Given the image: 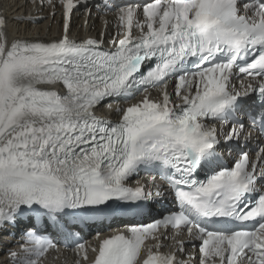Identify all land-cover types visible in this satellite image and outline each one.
<instances>
[{
    "label": "snow or ice",
    "instance_id": "snow-or-ice-1",
    "mask_svg": "<svg viewBox=\"0 0 264 264\" xmlns=\"http://www.w3.org/2000/svg\"><path fill=\"white\" fill-rule=\"evenodd\" d=\"M59 3L63 35L53 42L9 41L0 10V231L25 225L11 264H41L59 250L49 224L70 236L73 226L141 215L153 196L129 186L141 170L168 182L179 210L104 238L93 264H177L151 249L142 259L161 227L195 230L200 264H264V161L257 172L242 151L219 167L214 126L231 123L224 139L238 140L247 117L264 133V0H106L122 31L114 50L70 39L77 0ZM172 80L181 104L164 91L161 102L145 96L118 108L119 122L96 114L105 101L129 102ZM76 249L87 260L86 244Z\"/></svg>",
    "mask_w": 264,
    "mask_h": 264
},
{
    "label": "bare ground",
    "instance_id": "bare-ground-1",
    "mask_svg": "<svg viewBox=\"0 0 264 264\" xmlns=\"http://www.w3.org/2000/svg\"><path fill=\"white\" fill-rule=\"evenodd\" d=\"M5 10L7 13L8 18L10 19V34L11 38H23V39H33L38 40L40 38H46L51 36H56V34L60 35L61 30L58 32V28L56 26H51L50 22H47L41 26L37 27H29V26H23L20 24L15 23L13 20L14 18L24 12L23 3L12 1L10 3H6ZM88 21L91 25H96L97 20L90 16L88 18ZM74 22L77 25H83L85 22V18H82L81 13L76 14L74 18ZM94 33L93 30H89L87 34ZM74 35H77V37H81L84 34L83 28L79 29L78 32H74Z\"/></svg>",
    "mask_w": 264,
    "mask_h": 264
}]
</instances>
